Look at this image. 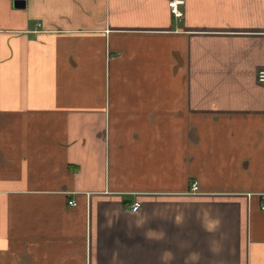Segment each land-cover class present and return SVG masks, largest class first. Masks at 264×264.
I'll list each match as a JSON object with an SVG mask.
<instances>
[{
	"label": "crops",
	"instance_id": "1",
	"mask_svg": "<svg viewBox=\"0 0 264 264\" xmlns=\"http://www.w3.org/2000/svg\"><path fill=\"white\" fill-rule=\"evenodd\" d=\"M24 3L0 0V264H264V0Z\"/></svg>",
	"mask_w": 264,
	"mask_h": 264
},
{
	"label": "built area",
	"instance_id": "2",
	"mask_svg": "<svg viewBox=\"0 0 264 264\" xmlns=\"http://www.w3.org/2000/svg\"><path fill=\"white\" fill-rule=\"evenodd\" d=\"M177 4H178L177 2L172 1L171 3H169L168 7L170 9L171 15H173L175 18H181L182 15L177 9ZM257 81H258V83H260V84H262L264 86V69L258 72ZM190 191H191V193H196L198 191V186H197L196 183H193L191 185ZM69 205L75 206V203L71 202V203H69ZM139 208H140V205L138 203H134L132 205L131 211L133 213H136L139 210ZM260 209H261V211L264 212V195H262V197H261Z\"/></svg>",
	"mask_w": 264,
	"mask_h": 264
},
{
	"label": "clouds",
	"instance_id": "3",
	"mask_svg": "<svg viewBox=\"0 0 264 264\" xmlns=\"http://www.w3.org/2000/svg\"><path fill=\"white\" fill-rule=\"evenodd\" d=\"M192 257L198 259V254L193 253ZM171 259H172V254L170 252H166L162 256V260L164 261V264H168V261H170Z\"/></svg>",
	"mask_w": 264,
	"mask_h": 264
},
{
	"label": "water",
	"instance_id": "4",
	"mask_svg": "<svg viewBox=\"0 0 264 264\" xmlns=\"http://www.w3.org/2000/svg\"><path fill=\"white\" fill-rule=\"evenodd\" d=\"M25 3L24 0H14V7L22 9Z\"/></svg>",
	"mask_w": 264,
	"mask_h": 264
}]
</instances>
